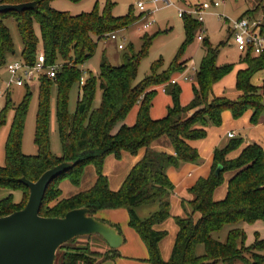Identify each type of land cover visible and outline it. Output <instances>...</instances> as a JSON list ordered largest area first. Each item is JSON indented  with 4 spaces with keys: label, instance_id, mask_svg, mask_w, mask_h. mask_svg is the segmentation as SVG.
<instances>
[{
    "label": "trees",
    "instance_id": "16d2710c",
    "mask_svg": "<svg viewBox=\"0 0 264 264\" xmlns=\"http://www.w3.org/2000/svg\"><path fill=\"white\" fill-rule=\"evenodd\" d=\"M29 2H36L37 7L22 13L0 14V67L5 64L7 55L14 51L9 30L2 22L5 17H12L17 22L23 43L22 58L26 64H36L40 44L46 65H53L58 59L63 64L56 78L44 77L41 80L35 135L38 154L35 156H27L22 152L25 119L32 95L30 90L14 109L15 117L5 146L6 163L0 166V187L21 190L24 199L21 204H15L12 196L0 201V217L26 206L30 190L20 182L21 178L36 182L48 170L72 162L76 164L74 168L54 179L48 186L41 216L63 218L72 210L87 208L90 215L95 217L100 211L125 209L129 214L128 225L147 246L149 262L152 264H264V240L257 238L253 245L246 246L247 236L242 227L244 224L264 221V150L257 144L246 147L235 159H228V155L241 147L240 139L232 140L225 148L215 151L211 175L200 179L191 189L194 196L188 203L191 210L188 212L184 204L186 216L176 220L179 232L168 261L162 259L159 248L166 233L154 229L170 216L168 199L173 184L168 177V169L199 160L197 150L188 141L204 139L208 128L221 125L225 111H230L238 119L246 111L252 110V124L261 122L264 117V83L256 87L251 84V79L264 70V55L241 53L242 62L248 68L237 74L236 88L243 93L237 100H211L214 85L227 76L234 65H218L220 47L214 48L207 41L197 74L198 88H194L192 102L184 107L181 104V88L170 82L174 73L184 72L188 68V61H183L181 57L184 48L167 70L160 72V63L156 64L152 74L141 84L135 85L140 60L146 54L151 40L145 37L146 44L141 53L126 55L121 66H113L105 59L102 61L99 77L91 74L85 84L80 86L81 97L76 113L72 114L69 112L71 89L75 84H80L83 76L81 66L94 55L97 41L108 38L114 31L128 28L135 22V17L116 18L110 7H106L103 14L95 11L73 16L53 9L52 0H0V4ZM259 10L263 13L264 28V5L247 11L242 17L256 15L255 12ZM183 19L190 40L202 24L191 17ZM35 24L40 27L41 39L35 33ZM52 80L58 84L56 122L63 149L61 157L52 154L49 137ZM164 83L168 84L166 91L171 95L173 104L165 118L153 120L150 111L155 92L149 90ZM97 89L102 92V101L98 108H94ZM137 104L139 111L135 125H123L114 133L117 125L126 119ZM11 106L12 99L8 95L5 108L0 110V128L5 124ZM163 136L171 141L174 155L151 149L152 143ZM143 148L146 149L144 157L131 170L121 188L116 192L111 191L103 174L107 157L113 154L120 157L123 150L136 155ZM90 165L95 167L98 175L95 186L72 198L59 200L60 183L70 180L79 185L84 169ZM219 167H222V171L217 174ZM228 172H235V175L229 181L227 196L222 201H215L214 193L224 184ZM153 205L158 206L156 212L145 219L139 217L138 208ZM196 214H200L198 219L195 218ZM226 227L231 229L226 239L219 241L216 235ZM85 238L101 240L107 250L104 253L94 251L88 243L71 249L68 248L69 242L58 250L56 264H102L107 259L115 260L120 256L117 250L108 247L101 236ZM199 245L205 247L202 256L197 254Z\"/></svg>",
    "mask_w": 264,
    "mask_h": 264
},
{
    "label": "rangeland",
    "instance_id": "374dc122",
    "mask_svg": "<svg viewBox=\"0 0 264 264\" xmlns=\"http://www.w3.org/2000/svg\"><path fill=\"white\" fill-rule=\"evenodd\" d=\"M138 1L139 0H80L78 2H74L70 0H52L51 7L56 11L67 12L73 16L80 15L82 13H92L95 11H97L99 14H103L106 7H110L112 15L116 18H126L130 15L135 17V22L128 28L112 32L116 33L117 40H112L108 37L97 41V47L94 55L84 65L81 66L83 76L86 77V80L91 76V74L97 78L99 77L100 65L104 59L113 66H121L126 55L140 54L146 44L145 37L151 38V40L148 43L146 54L140 60L135 85L141 84L148 76H150L152 74V69L156 64L160 63V72L163 70H167L174 59L177 57L179 52L184 48V52L182 53L181 57L182 60H188L189 68L184 72L174 73L171 78V81L174 80L176 82V85L182 90L181 104L184 107L189 106V104L192 102V100L194 99V88H198L197 74L200 71V67L204 58V44L208 41L214 48L220 47L219 56L217 59L218 65L227 63H240V56L242 54L238 52L234 44V38L229 29V21L239 19L247 11L255 10L256 8H259L260 5H264V0H219L221 2L220 7L212 8L207 11L204 16L203 27H200L198 30L194 31L193 37L188 40L185 28L186 21L179 16V9L187 10L194 7L195 5H199L208 1L210 2L213 0H170L172 5H167L166 3H160L158 5L148 4L147 10L151 11V15H149V13L147 12H140L138 10ZM255 14L256 15H253L254 17L263 18L262 11H256ZM149 21H153V25L149 29H144V25ZM2 22L4 26L9 30L13 42L14 51L13 53L11 52L7 55L5 64L0 67V89H4L5 82L10 79V75L7 71V63L12 60L19 62L24 61L22 58L23 43L17 22L12 17L3 18ZM34 30L37 37L41 39L40 27L38 24L34 25ZM199 36L203 37L202 41L199 40ZM120 45H123L124 49H119ZM41 46L42 45L40 44L38 54L40 52L43 53V51H41ZM55 64L62 65L63 62L61 59H58ZM48 71V68H46L44 70V73H48ZM41 80L42 79L38 80L37 84L32 86H14L8 91L9 97L12 99V106L11 108H9L5 124L0 128V166H4L6 163L5 146L15 117L14 109L22 102L28 90L31 91L32 95L28 113L25 119L24 132L22 137V152L27 156H35L38 154V149L35 145V135L37 127V115L39 111V89ZM167 85L168 84L164 83L155 85L150 88V92H155L153 102L154 104L160 103L163 104V106H166V102L172 104L171 95L167 91L163 90L164 86ZM235 90H237L236 87ZM230 91L231 90H228V92ZM57 94L58 84L55 80H52V85L50 88L51 120L49 137L52 154L56 157H61L63 149L58 132V125L56 122ZM80 97V84H75L72 87L69 96L70 113H76ZM101 101L102 92L100 89H97L93 107L98 108L101 104ZM5 106L6 99L3 100L2 109L5 108ZM164 108L166 110V107ZM138 111L139 107L137 104L128 114L123 123L127 124L126 122L127 120H129V116H131V114L135 112L138 114ZM135 123L136 120L134 124ZM119 125H117V127L115 128V132H118V129L121 128L118 127ZM10 196L13 197V202L15 204H21L24 199L23 192L21 190H11L5 187H0V201L7 199ZM168 200L170 203V197ZM140 210L139 212L141 216L146 215L141 218L145 219L152 213L156 212L158 210V206L153 205L142 207L144 213ZM111 211L107 213L110 214ZM185 216H182V218ZM171 217L176 224V220L179 216L173 217L171 215L170 204L169 218H167L162 223L157 224L154 229L157 230L156 227L162 224H167L170 221ZM228 229H231V227H226L217 234V239H220L219 241H224L226 239V232ZM163 231L166 233V238L169 235V231ZM245 232L247 236L246 246L253 245L256 242L257 238L259 240H264V224L257 227L253 226V229ZM76 239H78L76 240V242L70 241L71 243L68 244V248L77 249L85 246L88 243L90 244L91 249L94 251L104 253L107 250V246L105 245V243L99 239L89 240L85 237H78ZM142 244H144V242ZM60 254H63V251H60ZM197 254L199 256L205 254L204 245L198 246ZM137 262L134 261V264H142L139 261ZM218 264L223 263L219 262ZM238 264L244 263L240 262Z\"/></svg>",
    "mask_w": 264,
    "mask_h": 264
},
{
    "label": "crops",
    "instance_id": "0c3cea01",
    "mask_svg": "<svg viewBox=\"0 0 264 264\" xmlns=\"http://www.w3.org/2000/svg\"><path fill=\"white\" fill-rule=\"evenodd\" d=\"M240 58V63L233 64V70L221 81L214 85L213 93L210 98L211 100L213 98H227L230 100H237L243 94L241 91L235 90V87L237 85V74L239 73V71L248 68V65L242 62V55L240 56ZM263 83L264 70L256 73L251 79V84L253 86L258 87L263 85ZM163 90L166 91V86H164ZM228 90L231 91L228 92ZM172 104L166 102V106H163V104L160 103H153L150 111L151 118L153 120H160L165 118L168 114V109L172 106ZM164 107H166V110ZM252 115L253 111L248 110L240 118L235 119L230 111H225L222 114L221 125L211 126L210 128H208L207 136L204 139L188 141V144L192 148L197 150L199 154V160L194 163H184L178 167H171L167 171L168 177L173 184V191L170 195L171 215L173 217H182L186 215L184 204H186L187 211L190 212L191 209L188 206V203L194 199V196L191 193V189L197 184L200 179L208 178L211 175L215 151L217 149H223L228 146L232 140L240 139L242 141L241 147L236 151L230 153L228 155V159L237 158L246 147L252 144H257L264 150V117L259 124L254 125L251 122ZM129 117V120H127L126 122L127 124L122 122L120 123V125L118 124V127H122L123 125L129 127L133 126L137 118V113L135 112ZM114 133L116 132L114 131ZM230 133L234 134L233 138L229 137ZM151 149L170 155L175 154L173 145L167 136H163L162 138L153 142L151 145ZM145 153V148L139 150L136 155H132L131 153L123 150L120 153V157H117L114 154L107 157L103 167V174L108 180L109 188L111 191L116 192L121 188L131 170L144 157ZM234 175L235 172H228L225 174L224 184L217 188L214 193L215 201H222L226 198L228 193L229 181ZM97 180L98 175L95 167L92 165L87 166L84 169L79 185L73 184L70 180H65L60 183L59 188L61 190V197L59 200L69 199L80 193L92 189L97 183ZM139 210L144 213L142 207L138 208L137 214L139 215V217L146 216H141ZM109 211L111 210L100 211L96 214L95 218L99 221L108 223L111 226L116 227L119 233L124 238L123 245L116 249L120 256L114 260L115 264H134V261H139L142 264H151L148 261L149 255L145 244H142L143 241L140 236L128 225V212L125 209H118L113 210L110 214H108L107 212ZM199 217L200 214L195 215L196 219H198ZM262 224H264V221H257L254 224H244L242 227L245 231H249L250 229H253V226L257 227ZM156 229L159 231H169V235L163 241H161L159 245L162 258L164 259V261H168L171 258L173 248L176 243L179 227L177 223L175 224L171 217L170 221L167 224H162L156 227ZM229 230L230 229L227 230L226 236Z\"/></svg>",
    "mask_w": 264,
    "mask_h": 264
},
{
    "label": "water",
    "instance_id": "95a60500",
    "mask_svg": "<svg viewBox=\"0 0 264 264\" xmlns=\"http://www.w3.org/2000/svg\"><path fill=\"white\" fill-rule=\"evenodd\" d=\"M36 7V2L0 4V14L22 13ZM75 165L62 163L45 172L36 182L20 179L29 188L30 196L22 210L0 217V264H56L58 250L78 237L101 236L113 250L123 245L124 238L118 229L91 216L87 208L72 210L63 218L41 216L48 186ZM221 171L219 167L217 174ZM102 264H115V261L107 259Z\"/></svg>",
    "mask_w": 264,
    "mask_h": 264
},
{
    "label": "built area",
    "instance_id": "2783aa9c",
    "mask_svg": "<svg viewBox=\"0 0 264 264\" xmlns=\"http://www.w3.org/2000/svg\"><path fill=\"white\" fill-rule=\"evenodd\" d=\"M160 3H166L172 5L170 0H139L137 2V8L140 12H147L151 15V11L147 10L148 4L158 5ZM221 2L219 0H213L204 2L194 7L183 10L179 9V16L181 18L191 17L197 22L204 24V16L208 10L212 8L220 7ZM229 29L234 38V44L240 53L251 52L254 56L264 55V28L263 18H257L254 16H245L234 21H229ZM153 25V21H149L144 25V29H149ZM202 33V32H201ZM109 38L117 40L116 33L109 34ZM200 41L203 40L202 36L198 37ZM119 49H124L123 45L119 46ZM48 68V73H44V70ZM61 65L53 64L46 65V58L44 53L40 52L37 56L36 64L30 66L24 61H10L7 63V71L10 75V79L5 82V88L0 89V110L3 106V100L7 98L8 91L16 87L32 86L37 84L38 80L44 77L48 79L56 78ZM86 77L82 76L80 80V86L85 84ZM171 84H176L174 80ZM229 137L233 138L234 134L230 133Z\"/></svg>",
    "mask_w": 264,
    "mask_h": 264
}]
</instances>
